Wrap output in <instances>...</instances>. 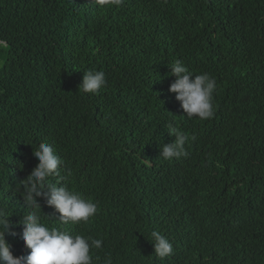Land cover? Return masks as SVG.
I'll return each instance as SVG.
<instances>
[{"label": "trees", "instance_id": "1", "mask_svg": "<svg viewBox=\"0 0 264 264\" xmlns=\"http://www.w3.org/2000/svg\"><path fill=\"white\" fill-rule=\"evenodd\" d=\"M176 60L215 79L210 119L169 91ZM89 70L105 73L98 95L79 93ZM170 122L187 156L165 161ZM40 143L64 161L50 182L97 204L86 224L44 221L101 239L92 264H264V0H0V211L15 257L30 251L21 181Z\"/></svg>", "mask_w": 264, "mask_h": 264}, {"label": "clouds", "instance_id": "2", "mask_svg": "<svg viewBox=\"0 0 264 264\" xmlns=\"http://www.w3.org/2000/svg\"><path fill=\"white\" fill-rule=\"evenodd\" d=\"M170 69V75L176 79L169 91L175 94L187 117L210 119L214 115L213 99L217 87L215 79L208 73L194 76L180 60L172 63ZM106 84L103 71L89 70L84 74L79 93L98 95ZM167 128L175 140L162 146L160 158L170 161L187 156L185 143L188 137L171 122L167 124ZM33 155L38 164L27 179L21 181L24 189L22 197L30 211L19 222L23 228L19 235L30 251L22 257L13 255L6 236L18 234L11 231L9 216L0 211V264H92L91 250L102 247L101 239L72 234L66 227H49L44 221L47 219L61 225L86 224L96 215L97 204L66 186L50 182V177L61 175L60 170L64 164L52 145L40 143ZM38 198H43L47 206L59 214L58 220L43 213ZM150 241L154 245L155 256L159 259L163 260L173 254V245L160 231L153 230ZM106 264H112L111 258Z\"/></svg>", "mask_w": 264, "mask_h": 264}]
</instances>
